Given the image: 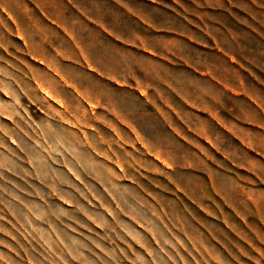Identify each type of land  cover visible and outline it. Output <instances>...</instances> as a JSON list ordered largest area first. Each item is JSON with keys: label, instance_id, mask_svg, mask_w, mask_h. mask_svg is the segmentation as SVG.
Here are the masks:
<instances>
[{"label": "rangeland", "instance_id": "374dc122", "mask_svg": "<svg viewBox=\"0 0 264 264\" xmlns=\"http://www.w3.org/2000/svg\"><path fill=\"white\" fill-rule=\"evenodd\" d=\"M238 18L0 0V264H264V41Z\"/></svg>", "mask_w": 264, "mask_h": 264}, {"label": "crops", "instance_id": "0c3cea01", "mask_svg": "<svg viewBox=\"0 0 264 264\" xmlns=\"http://www.w3.org/2000/svg\"><path fill=\"white\" fill-rule=\"evenodd\" d=\"M196 6L206 7L208 12L215 13L218 17H234L235 20L239 21V16H247L251 23V30L255 32L258 38L264 41V0H190ZM220 20V19H219ZM216 20L215 27L219 33L215 37L212 43L213 47H216L219 54L226 56L230 59L239 58L240 56L236 47L237 41L236 36L232 33L230 36L229 32H233L234 28H231L226 22L222 23ZM207 30L210 27L207 26ZM226 34V35H225ZM224 36H228L224 39ZM235 47V51L234 48Z\"/></svg>", "mask_w": 264, "mask_h": 264}, {"label": "bare ground", "instance_id": "6f19581e", "mask_svg": "<svg viewBox=\"0 0 264 264\" xmlns=\"http://www.w3.org/2000/svg\"><path fill=\"white\" fill-rule=\"evenodd\" d=\"M40 57V56H39ZM43 58V57H42ZM41 83V82H40ZM38 85H39V83H37ZM42 85V84H41ZM41 87V86H40ZM43 87H46V86H43ZM43 87H42V89H43ZM52 87V86H51ZM47 89H48V87H46ZM39 90V89H38ZM44 90V89H43ZM51 91H52V89H51ZM42 92H44V91H42ZM47 92V91H46ZM57 92V91H56ZM59 93V92H58ZM58 93H56V94H58ZM44 94V93H43ZM51 94H52V92H51ZM55 94V93H54ZM47 95V94H46ZM60 95V94H59ZM48 96V95H47ZM50 96V95H49ZM51 97V96H50ZM59 98H60V96H58ZM52 98V97H51ZM50 98V99H51ZM57 99V98H56ZM56 99H54V100H56ZM64 101V100H63ZM52 102V101H51ZM58 102V101H57ZM60 104V103H59ZM66 104V103H65ZM61 105H62V103H61ZM63 107V106H62ZM61 107V108H62ZM63 112V111H62ZM65 112H66V110H65Z\"/></svg>", "mask_w": 264, "mask_h": 264}]
</instances>
